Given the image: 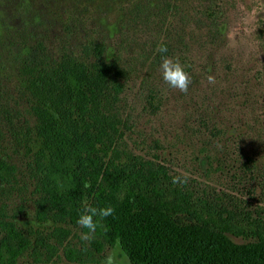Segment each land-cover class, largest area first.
<instances>
[{
	"label": "rangeland",
	"instance_id": "374dc122",
	"mask_svg": "<svg viewBox=\"0 0 264 264\" xmlns=\"http://www.w3.org/2000/svg\"><path fill=\"white\" fill-rule=\"evenodd\" d=\"M155 21L164 22L159 34ZM166 37L175 44L174 54L179 48L189 62L186 93L170 87L160 65L152 68L146 56L151 42ZM88 44L102 46L107 60L119 57L129 74L123 95L129 150L159 156L206 192L255 204L261 195L257 181L245 184L238 175L246 159L264 168V0H0V108L17 128L28 119L18 91L22 62L36 54L51 59L80 53ZM200 121L218 136L207 135ZM206 142L234 163L208 172L199 151ZM7 154L25 168L23 148ZM17 182L14 189L0 188V209L31 242L18 264H106L109 256L114 264H129L117 248L97 253L91 239H81L80 227L49 217L40 221L34 182L26 174ZM129 229L145 264H264V248H249L202 225L177 230L148 213Z\"/></svg>",
	"mask_w": 264,
	"mask_h": 264
},
{
	"label": "trees",
	"instance_id": "16d2710c",
	"mask_svg": "<svg viewBox=\"0 0 264 264\" xmlns=\"http://www.w3.org/2000/svg\"><path fill=\"white\" fill-rule=\"evenodd\" d=\"M155 24L159 34L164 22ZM163 39L151 42L146 51V56L152 58V68L161 65L162 57L167 56L178 60L188 73L186 56L179 48L175 55L173 40ZM160 44L167 46L166 53L156 51ZM19 73L18 91L25 99L28 119L17 128L9 112L0 108V188L14 189L18 178L28 175L34 182L40 221L49 217L55 223L80 227L76 221L84 200L92 207L111 206L115 209L113 215L102 221L94 217L104 227L98 225L95 233H90L91 246L97 253L117 248L129 264H145L142 255L135 251L129 228L148 213L177 230L191 224L202 225L226 239L247 242L249 248H264V168H257L252 159H246L238 175L239 181H257L261 188L253 205L243 199L206 192L197 183L182 179L159 156L147 158L129 150L125 140L131 129L123 99L129 74L119 57L107 60L102 46L88 44L80 53H63L51 59L36 54L22 62ZM199 126L211 138L218 136L205 121H200ZM197 133L198 130L193 131V136L197 137ZM20 147L27 158L24 169L17 167L7 154L9 148ZM199 151L208 172H223L235 160L222 159L210 142ZM177 177L179 181L173 183ZM85 182L90 187L85 188ZM80 229L82 233L89 231ZM30 247L29 238L14 219L0 209V264H18ZM205 260L209 258L203 256Z\"/></svg>",
	"mask_w": 264,
	"mask_h": 264
},
{
	"label": "clouds",
	"instance_id": "9594fccd",
	"mask_svg": "<svg viewBox=\"0 0 264 264\" xmlns=\"http://www.w3.org/2000/svg\"><path fill=\"white\" fill-rule=\"evenodd\" d=\"M156 51L159 53H166L167 46L164 44H160L157 47ZM160 68H161L163 80L170 87L178 89L179 91L184 93L188 91V87L189 84L191 83V79L189 77V74L184 70V67L180 64L178 60H174L167 56H163ZM208 81L209 83H214L215 82L214 77L209 76ZM178 181H179L178 177L174 178L173 183H176ZM84 187L85 188L90 187V184L88 182H85ZM82 203H83V211L80 213L76 223L81 228H86L89 230L87 233L81 234V239L90 240L91 239L90 233H95L98 225L100 227H104L103 224L94 220V217H99L100 220L102 221L104 218L113 215L115 209L111 206H107L103 208L92 207L88 204L87 200H84ZM106 264H114L113 257L109 256L106 259Z\"/></svg>",
	"mask_w": 264,
	"mask_h": 264
}]
</instances>
